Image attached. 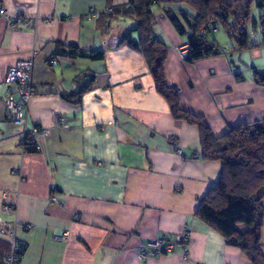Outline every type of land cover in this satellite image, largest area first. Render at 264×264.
<instances>
[{
    "label": "crops",
    "instance_id": "1",
    "mask_svg": "<svg viewBox=\"0 0 264 264\" xmlns=\"http://www.w3.org/2000/svg\"><path fill=\"white\" fill-rule=\"evenodd\" d=\"M129 2L1 0L10 16L39 21L36 29L0 21V190L14 192L7 202L18 208L26 245L19 264H252L196 216L222 166L202 159L198 128L172 117L144 53L130 45L139 33L136 19L120 11ZM152 11L154 39L167 47V86L179 91L184 111L207 120L217 138L264 121V89L254 83L255 71L264 75L261 49L232 51L229 43V54L182 62L177 49L189 39L159 5ZM258 33L249 46L261 41ZM71 46L104 57L61 55ZM32 52L36 95L28 127L54 128L37 141L39 152L28 154L21 150L23 129L10 123L2 101L15 90L4 81L9 68ZM83 77L90 82L77 95ZM61 117L69 129L55 127ZM185 229L184 249L140 260L148 242L173 240ZM261 234L264 257V227Z\"/></svg>",
    "mask_w": 264,
    "mask_h": 264
},
{
    "label": "trees",
    "instance_id": "2",
    "mask_svg": "<svg viewBox=\"0 0 264 264\" xmlns=\"http://www.w3.org/2000/svg\"><path fill=\"white\" fill-rule=\"evenodd\" d=\"M157 5L180 35L193 31V37L188 38L191 51L188 62H194L222 53L211 38L216 29H223L235 40L232 51L264 48V0H232L231 3L225 0H130L120 10L137 21L135 31L139 33V42L130 41V45L144 53L157 92L168 102L172 117L198 128L200 155L204 161L221 163L222 178L200 201L195 212L197 218L219 233L228 246L239 248L252 264H264L261 234L264 227V121L232 128L217 138L207 120L181 108L179 91L168 87L166 82L167 47L154 39L152 10ZM254 5L261 13L253 23L259 29L261 41L249 46L248 27ZM66 53L98 61L104 57L102 52L86 54L74 46L61 50V55ZM254 83L264 89V75L255 71ZM25 146L28 154L39 152L36 142L28 141ZM241 226L248 231H240ZM7 251V244L0 241V264L4 263Z\"/></svg>",
    "mask_w": 264,
    "mask_h": 264
},
{
    "label": "built area",
    "instance_id": "3",
    "mask_svg": "<svg viewBox=\"0 0 264 264\" xmlns=\"http://www.w3.org/2000/svg\"><path fill=\"white\" fill-rule=\"evenodd\" d=\"M92 14L91 17H93ZM3 20L7 22L12 28L18 26H24L27 28L36 29L39 21H28L24 19L21 15L10 16L7 11L4 10L3 5L0 0V21ZM219 30H213V34L218 33ZM193 31H187L185 37H193ZM179 53L180 60L188 61L190 59V44L177 49ZM35 53L32 52L31 58L20 61L13 67L9 68L7 76L5 78L6 85H12L15 90L6 97L2 104H4L6 114L9 118L10 123L22 127V143L21 150L27 153L26 143L28 141H33L34 143L39 140L40 137H46L54 126L43 128L42 126L34 124L32 128H29V108L31 105V100L36 95V89L34 85L33 75L35 66ZM59 62L57 56L51 59L50 65L55 67ZM61 126L64 129H69V126L65 123L64 118H58L55 123V127ZM37 147V146H36ZM178 149L179 146H178ZM180 153V151H179ZM21 183L24 182L23 177H20ZM14 192L11 189L0 190V236L6 238L8 244V251L6 253V258L3 264H19L21 258L24 256L26 251V245L19 240L18 230L22 228L19 222L16 220V215L18 208L10 205L7 200L10 198ZM17 195L20 191H15ZM51 203H55L56 199L52 198L49 200ZM13 216L15 221L6 220V217ZM29 229L30 226L25 227ZM68 235H63L58 238V241H66ZM190 242V232L189 229H185L182 234L175 237L173 240L169 239H155V241H150L144 247L141 248L139 253V258L141 261H145L151 258L162 257L166 259L170 253H173L177 248L184 249L185 246Z\"/></svg>",
    "mask_w": 264,
    "mask_h": 264
},
{
    "label": "rangeland",
    "instance_id": "4",
    "mask_svg": "<svg viewBox=\"0 0 264 264\" xmlns=\"http://www.w3.org/2000/svg\"><path fill=\"white\" fill-rule=\"evenodd\" d=\"M231 1L232 0H225L226 3L227 2L228 3H231ZM185 8H187V7H185ZM251 13H252V21H251V23L249 24V27H248V31H249L248 34H249V36L251 38V41L253 40L255 42L257 40L258 36H259V33H258L259 32V29H257L255 27V25H253V20H258L259 17H260V15H261V13H260V11L256 7L253 8V10H252ZM256 30H258V32H256ZM212 38L214 39V41H217V39H221V41L226 40V43H224V45H221L220 48H221L222 52H225L227 54L230 53V49H229L230 46L229 47H226V46H228L229 43L235 44V40H233L231 37H228L227 36V33L224 32L223 29L220 31V34L219 35H213ZM261 50H262V52L264 54V48H262ZM245 55H248L247 52L245 53ZM245 60L249 61V57L247 58L245 56ZM261 60L264 61V57H263V59L261 58ZM248 63L249 62H247V64Z\"/></svg>",
    "mask_w": 264,
    "mask_h": 264
},
{
    "label": "water",
    "instance_id": "5",
    "mask_svg": "<svg viewBox=\"0 0 264 264\" xmlns=\"http://www.w3.org/2000/svg\"><path fill=\"white\" fill-rule=\"evenodd\" d=\"M211 49V48H210ZM90 82V80L86 79L85 77H83L82 81L79 84L78 87V91H77V95L81 94L84 90V88L87 87V84ZM80 101L76 100V103H79Z\"/></svg>",
    "mask_w": 264,
    "mask_h": 264
}]
</instances>
